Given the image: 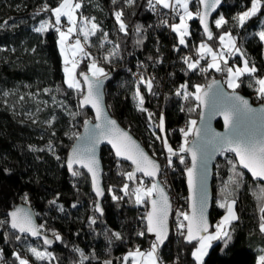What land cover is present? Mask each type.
I'll use <instances>...</instances> for the list:
<instances>
[{
	"label": "trees",
	"instance_id": "obj_1",
	"mask_svg": "<svg viewBox=\"0 0 264 264\" xmlns=\"http://www.w3.org/2000/svg\"><path fill=\"white\" fill-rule=\"evenodd\" d=\"M75 1L81 4L77 9L78 18H91L98 25L95 34L86 41V53L90 55H82L76 68L77 78L82 86L83 77L79 73H88L93 60L105 70L109 78L105 85L106 107L159 161V182L178 207L169 239L157 249L161 264H195L191 253L196 243L187 245L177 228L183 219L177 212L187 210L184 169L189 159L187 153H180L185 162L180 163L179 155L172 156L173 163L169 166L164 137L168 145L178 151L184 142L180 129L187 130L189 122L198 119V101L191 96L184 99L182 85H187L189 93L195 91V85L206 86L216 78L227 86L226 71L207 69L208 59H201L198 51L200 44L206 43L219 53L222 49L219 37L225 32L235 36L236 46L244 53V56L229 55L227 66L248 59L249 66L254 63L257 69L254 74L242 76L243 81L235 90L248 95L255 104L264 103L256 92V80L264 75V46L257 33L264 26V3L241 27L234 17L249 9L251 0H223L211 21L212 38L199 27V18L194 17L188 22L190 35L185 37L186 44L180 45L176 33L160 28L147 0H135L132 5L125 0H115V3L113 0ZM59 2L0 0V221L4 222L0 224V258L3 264H19L14 255L18 253L29 264H80L83 253L88 257L83 264H104L108 260L118 264L123 253L137 247L147 249L156 240L145 229L143 217L148 211V201L138 205L133 196L124 195L123 185L129 183L131 191L138 186V180H126L124 173L132 169L131 165L117 160L108 146L100 150L105 187L100 204L102 213L96 210L89 175L82 169H69L66 165L73 140L93 115L80 103L83 92L69 88L66 83L56 31L58 25L53 13L43 10L45 4L55 8ZM189 5L194 13L199 11L197 2L189 1ZM121 10L127 34L120 31L115 18V13ZM220 15L227 23L217 28L214 20ZM42 23L48 25L47 30L35 31ZM137 26L141 27L139 33ZM185 57L193 61L199 59L198 68L189 70ZM200 68L207 71L202 72ZM136 72L145 80L152 79L151 91L146 84L135 85ZM160 85H164L163 90ZM137 87L144 96L143 107L147 111L137 107L134 99ZM178 89L179 96L176 95ZM149 113L154 114L151 120ZM161 115L164 117L163 131L159 128ZM216 125L221 127L220 122ZM218 158L212 185V228L224 214L225 208L219 204L225 198L235 199L238 219L232 221L228 229L231 233L228 243L219 240L212 244L204 264H257L259 256L264 254V232L259 227L260 207L264 204L259 197L264 183L251 179L237 164L236 171L243 173L237 186L233 183L234 172L229 163H235L236 158L229 153H222ZM73 172L78 174L73 175ZM143 180L145 186L152 182L147 177ZM114 195L123 199L114 200ZM21 202L32 207L38 226L43 225L40 231L55 242L53 247L32 241L9 227L8 213ZM90 218L96 223L90 224ZM141 231H145L144 236L138 235ZM117 232L121 239L113 235ZM54 234L61 239L57 240ZM34 245L50 253V257L37 260L29 251Z\"/></svg>",
	"mask_w": 264,
	"mask_h": 264
},
{
	"label": "snow or ice",
	"instance_id": "obj_2",
	"mask_svg": "<svg viewBox=\"0 0 264 264\" xmlns=\"http://www.w3.org/2000/svg\"><path fill=\"white\" fill-rule=\"evenodd\" d=\"M115 3V0H113ZM125 3L132 5L135 3V0H125ZM148 6L153 10H157V5L162 6L165 9H182V14L179 15V23L170 25L172 31L178 35L179 44L185 45V37L190 35L188 21L192 20L194 17H198L200 23L204 27L205 33H207L209 39L212 38V33L209 30L207 17L209 12L217 7L221 3V0H200V4L203 5V11H197L193 13L189 10V0H147ZM262 3L264 0H251V8L248 10L239 13L234 19L238 22L239 26H243L247 20L252 18L260 11ZM81 4L74 2V0H60L58 6L55 8H49L47 4L44 5L43 10H49L53 13L55 17V24L59 25L61 23V18L66 17L70 27L66 31H61L60 28H56V31L59 33V44L60 51L64 55L66 73V83L69 88L77 89L83 92L80 80L77 79L76 68L78 67V62L75 59L78 53L83 55H90L86 53L81 40L77 38L74 44L66 45L69 37L74 31L79 30L83 33V38L85 41L88 40L90 35H94L95 31L98 28V25L95 22L85 20L83 26L78 25V20L75 15L76 9H79ZM123 10L117 11L115 13V18L119 23L120 31L127 34V26L125 25L123 19ZM91 24V27L88 28L87 25ZM163 23L167 24V20H164ZM227 21L221 16L215 21L217 28L222 27L226 24ZM48 28L47 24L42 23L40 27L36 28L37 32H44ZM137 33L141 31V27L137 26ZM107 34H105L106 36ZM259 39L264 41V30L258 33ZM220 43L222 45V51L219 53L214 51L206 43H201L199 46L200 58L203 59L205 55L211 56V63L208 64L207 69H215L217 72L226 71L228 76V87L233 89L232 94H227L222 97L224 102V110L222 112L224 117L225 128L229 130L228 135H223L220 133H215L211 136L205 134V137L199 142L193 141L191 146H189L188 136L191 133H195L199 138L201 135V130L196 128V121L191 120L189 122V127L187 130L180 129L184 137L183 144L180 145L178 151L174 150L167 143V138L164 137V144L169 153L168 164L172 165V156H177L180 153H190L191 154V167L186 169L188 177V186L190 189V200L192 201L190 205V211H178L177 216L182 217L183 219L177 225L180 234L184 236L185 240L188 243L196 242L197 246L191 255L194 257L196 264H204V257L208 253V249L212 246L214 241L223 240L225 244L231 239V233L228 230L232 221L238 219V216L235 212V199H227L219 204L221 208H226V214L221 219V221L215 226L214 232H209V223L206 216L207 202L206 198L203 196L200 199L199 205L196 202L195 190L197 187V164L200 162L204 163L209 150L213 151H231L234 152L238 160L235 163L231 161L232 170L234 176L232 178L233 183H236L239 186L240 177L243 173L237 172V164L242 166L243 169L248 170L254 178L264 181V115H259L258 113H264V106L260 109L253 108L250 105L248 99L240 96L235 92V89L240 87V84L237 82L240 77L245 76L246 74H254L257 72L255 64L251 66L248 59H243L242 67H229L228 60L226 55H236L244 56V53L239 47L236 46V41L233 38L231 32H225L219 37ZM139 43V41H138ZM118 47V45H117ZM71 50L72 59H69L68 51ZM115 53H110L113 55ZM107 58V57H106ZM184 62L187 64L189 70H196L199 66V59L193 61L191 57H185ZM223 63V66H222ZM71 65L70 67L68 65ZM205 68H200V71H207ZM90 74V75H89ZM83 77L84 83L87 85L86 94L83 95L82 100L80 101L81 105H91L92 108L96 111V119L101 121L97 123L91 135L88 137L86 145H76L72 149V155L67 161V166L69 169H72L74 164H80L85 167L89 173L92 175L93 185L98 196L103 195V191L99 187L98 175H99V160L96 156V145H98L101 140H108L112 144V147L115 149V154L117 157H122L128 161H131L134 165V170L124 173L127 181H137L138 186L131 189L129 183H125L121 189L124 192L125 196H133L136 204H144L147 201H150L151 210L147 212L146 216L143 219L146 221L145 229L147 233L155 234L156 240L152 244L150 250L143 252L137 247L134 251H129L124 257L123 261L125 264H128L131 260V264H161V261L157 255V249L159 245H162L168 236V216L171 210V204L169 197L165 191L162 182H159L155 179L160 173V165L150 157L141 146L135 141L131 135L122 129H120L115 120L108 118L104 108L102 107V95L101 87L102 80L101 77L107 78V73L102 67H99L95 60L92 61L88 66V73H79ZM139 83L146 84L147 89L151 91L153 87L152 79L145 80L141 76ZM213 83H216L213 81ZM258 87L256 88L257 96L259 99H264V78H258L256 80ZM212 85H208V90H205L203 85H195V91L189 93L186 91L187 85H182L181 88H184L183 92L184 99H188L190 96L194 97L196 101H199L201 104H206L208 102L207 98L209 96V90ZM48 91V89H45ZM176 95H181V91L178 89ZM134 99L137 101V107L141 111H147L143 107L144 105V96L141 94L139 87H137ZM194 109H189L193 111ZM153 113H149V120L152 119ZM247 122V129L241 130V125ZM86 125L88 121L85 122ZM159 128L161 131L164 130V117L161 115ZM86 131L88 129L86 128ZM83 139V138H81ZM157 139L161 137L157 136ZM180 163L185 162V157L179 155ZM206 167V165H205ZM136 173H142L141 178H137ZM78 173L73 172V175ZM143 177H151L152 182L150 186H144ZM202 183V181H201ZM111 191V189H109ZM262 202H264V189L261 190V195L259 197ZM26 199V197H25ZM113 199H123V197L113 196ZM54 203V201H53ZM96 210L102 213V209L97 204ZM261 212V223L260 231L264 232V204L260 207ZM10 227L12 229L18 230L19 233H31L32 236L40 235L37 226L32 220L30 213L24 211L22 208H17L10 213ZM3 221H0V224H3ZM96 220L90 218V224H95ZM40 228L43 225L39 226ZM57 240H60L61 237L58 234H54ZM117 239H121L120 234L113 233ZM139 236H144L145 231L138 233ZM16 239L19 240L20 236H16ZM45 244L52 243L51 240L45 237ZM32 254L36 257L37 260H44L50 257V253L44 251H39L36 248L30 249ZM79 251V249H77ZM16 259L19 261V264H29V261L25 258H22L18 253H14ZM81 262L88 259V257L83 256L81 253ZM104 264H112V261H105ZM257 264H264V254L260 255Z\"/></svg>",
	"mask_w": 264,
	"mask_h": 264
},
{
	"label": "water",
	"instance_id": "obj_3",
	"mask_svg": "<svg viewBox=\"0 0 264 264\" xmlns=\"http://www.w3.org/2000/svg\"><path fill=\"white\" fill-rule=\"evenodd\" d=\"M189 1L197 2L198 5H200L199 6V11L202 12L204 10L203 9V5L200 4V0H189ZM222 2H223V0H221V3L219 5H217V7L215 9H213V10H211L209 12V15L207 17V22H208V26H209V30L210 31H211V28H212L211 21H212L213 17L215 16V14L220 10V8L222 6ZM199 27H201L203 32L205 33L204 27L200 23V21H199ZM205 34L207 35V33H205ZM108 79L109 78L103 79V80L101 79L102 80V87L100 89L101 95H102V107L104 108L108 118H110L112 120H115L117 125H118V127L120 129L124 130V131H127L131 135V137L135 141H137V143L141 146V148H143V150L160 165L159 161H157L148 152V150L145 149V147L142 145L140 140H137L135 138V136L129 131V129L124 128L122 126V124H120L118 119H115L110 114L108 108L106 107V97H105V88H106L105 85H106V82L108 81ZM213 81H215L216 83H213ZM208 85H212L211 89L209 90V96L207 98L208 102L206 104H201L198 101V104H199V113H198V115L199 116H198V119L196 120L197 123H196L195 127L201 130V135L198 138L196 136V134L193 132L191 134L192 138L189 140V146H191L193 141L199 142L200 140H202L205 137V134H207L208 136H211V135H213L215 133H220V134H223V135H228L229 134V130L226 129L225 125H224V117H223V114H222V112L224 110V102H223L222 97L224 95H227V94H232L233 90L229 89L226 86L225 82H223V81H221L220 79H217V78L213 79L211 82H209L205 86V90H208V88H207ZM82 87H83L84 91H83V94H82L81 98H83V95L86 94V91H87V85L84 83L83 79H82ZM235 92L237 94H239L240 96H243L244 98L248 99L249 102H250V105L253 108L260 109L262 106H264V103L255 104L253 101H251V98L248 95L246 96V95H244L243 93H241L238 90H235ZM84 106L92 111L93 117H92V119H87V121H88L87 125L85 123L86 121L84 122V124H83V126H82V128L80 130V133L73 140V145L70 147V149L67 152L66 165H67L68 159L72 155L73 147L78 145V144L82 145V146L86 145L88 137L91 135V132H92L94 126L97 123H101V121H98L96 119V111H95V109L92 108L91 105H84ZM258 114L259 115H264V113H258ZM217 122H220L221 127L216 125ZM247 127H248L247 122H245V123H243L241 125V130H245V129H247ZM86 128L88 129V131H86ZM81 138H83V139H81ZM106 146H108L111 149V151L114 153L115 158L117 160H120L122 162L127 163L128 165H131L132 169L130 171H133L134 167H135L134 165H132L131 161H128V160H126V159H124L122 157H117L116 154H115V149L112 147V144L108 142V140H101V142L98 145H96V156H97V159L99 160L98 183H99L100 189L103 191V195L98 196L96 194V191H95V188H94V185H93V180H92L91 173H89L88 170L85 167L81 166L80 164H74L72 169L74 167H77L79 169H82L85 173H87V175H89L91 190H92L93 195L96 197L95 207L97 206V204L100 207V204H101V202H102V200L104 198V194H105V187L103 185V163H101V157H100L101 152H100V150H101L102 147H106ZM222 153L232 154L236 158V161L238 160V158L236 157L234 152H231V151L219 152V151L209 150L208 155H207L204 163L201 164L200 162H198V164H197V187H196V190H195L196 202H197V205H199L201 197L203 196L204 198H206V202H207L206 216H207L208 223H209V226H210L209 230H211L212 227H213V224H212V221H211V213H210V211H211L212 206H213L212 200H213L214 192L212 191V185H213L214 166H215L217 160L219 159L218 157ZM187 157L189 159V164L184 169L185 170L184 171V181H185V184H186V192H187V210H186V212L190 211V205L192 203V201L190 200L191 193H190V189H189V186H188V177H187V172H186V169L188 167H191V154L187 153ZM205 165H206V167H205ZM238 167H240L244 172H246L251 179H253L255 181H258V182H261V183H264V181H262L260 179H257V178H254L251 175V173L248 172V170L243 169L242 166L238 165ZM136 175H140L141 176L142 173H136ZM159 175H160V173L157 175V177H155V179L157 181H159V179H158ZM147 178H149L151 181L153 179L151 177H147ZM201 181H202V183H201ZM164 188H165V186H164ZM165 191H166V193H167V195L169 197V201H170V204H171V210L169 212L168 221H167L168 236H167V239L164 241V243L162 245L166 244V242L169 239V235L171 233V219H172V211H173V204H172L171 196L167 192L166 188H165ZM17 208H22L24 211H26V212L31 214L32 220H33L34 224L37 226L38 231L40 232V235L32 236L31 233H19L18 230H15V229H13V230L15 232L19 233L21 236L25 235V236L29 237L32 241H34V240L41 241L44 244V246H46L48 248L53 247L55 242L48 235H46L45 233L40 231L39 226H38V221L36 219V215H35V212L32 209V207L29 204L21 202L18 205L14 206L12 209H10V212L15 210V209H17ZM150 210H151V204H150V201H148V211H150ZM8 222H9V227H10V217H9V215H8ZM153 235L155 236V234H153ZM45 237H47V239L51 240L52 243L45 244L44 243ZM184 240H185V238H184ZM185 243L188 245V244H192V243H196V242L193 241L192 243H188L185 240ZM0 264H3L1 258H0Z\"/></svg>",
	"mask_w": 264,
	"mask_h": 264
},
{
	"label": "rangeland",
	"instance_id": "obj_4",
	"mask_svg": "<svg viewBox=\"0 0 264 264\" xmlns=\"http://www.w3.org/2000/svg\"><path fill=\"white\" fill-rule=\"evenodd\" d=\"M74 2H76L75 0H74ZM78 3H79V1H78ZM252 6V5H251ZM251 6H250V8H251ZM57 7V6H56ZM189 10L190 11H192L193 13H194V11L191 9V7H190V5H189ZM248 10V9H247ZM180 14H182V9H179L178 8V17H179V15ZM75 15H76V17H77V20H78V25L79 26H83V22L85 21V20H87V21H91V22H95V21H93L91 18L90 19H86V18H78V15H77V9H76V12H75ZM221 16H223V15H220L218 18H216L215 20H214V23H215V21L217 20V19H219ZM223 18H224V16H223ZM225 19V18H224ZM263 21H264V19H263ZM61 22H62V24H60V25H58V28H60V30L61 31H66L67 30V28L68 27H70L71 25L69 24V22H68V20H67V18L66 17H62V20H61ZM189 22V21H188ZM179 23V19L178 20H176L175 22H174V24H178ZM264 24V23H263ZM87 27L88 28H90L91 27V24L89 23L88 25H87ZM262 30H264V26L262 27V29L261 30H258L257 31V33H259L260 31H262ZM224 34V33H223ZM77 38H79L80 40H81V43L83 44V46H84V49H85V52H86V41L84 40V38H83V33L82 32H80L79 30H77V31H74L72 34H71V36L69 37V39H68V41L66 42V45H71V44H74L75 43V40L77 39ZM176 38L178 39V42H179V38H178V35L176 34ZM233 38L235 39V36H233ZM186 39V38H185ZM263 42V46H264V41H262ZM58 44H59V40H58ZM59 46H60V44H59ZM221 48H222V46H221ZM223 49H221L220 51H222ZM219 51V52H220ZM61 52V51H60ZM61 55H62V57H63V61H64V55L61 53ZM82 55L83 54H80V53H78L77 54V56L75 57V59L77 60V62L79 63L80 61H81V57H82ZM263 55H264V50H263ZM68 56H69V59L71 60L73 57H72V54H71V50H69L68 51ZM228 56L229 55H226V59L228 60ZM204 57H207V62H206V65L208 66V64L209 63H211V56L210 55H205ZM200 61V60H199ZM236 65L238 66L239 65V63H236ZM64 66H65V62H64ZM69 67L71 66L70 64L68 65ZM231 67H236L235 65H233V66H231ZM65 77H66V73H65ZM66 79H67V77H66ZM78 79V78H77ZM228 80V77H227V79H226V81ZM227 86H228V83H227ZM257 87H258V85H257ZM231 89V88H230ZM233 90V89H232ZM184 91H185V89H184ZM192 134V133H191ZM192 138V137H191ZM145 186V185H144ZM147 186H150V185H146V187ZM171 199H172V197H171ZM231 200V199H230ZM173 204V203H172ZM178 207H177V205L176 206H174V204H173V211H172V219L174 218L175 219V217H174V215H175V212L177 211L176 209H177ZM224 214L223 215H221L220 216V218L218 219V221L214 224V228H212L211 230H209V232H214L215 231V226L221 221V219L225 216V214H226V208H225V211L223 212ZM236 215H237V212H236ZM172 219H171V221H172ZM175 234V233H174ZM219 241V240H218ZM218 241H214L213 242V244L214 243H216V242H218ZM152 246V245H151ZM151 246L149 247V248H147V249H140L141 251H143V252H147L148 250H150V248H151ZM197 246V244H195L194 246H193V248H192V251H194V249H195V247ZM32 248H36L37 250H39V251H42L43 252V250L42 249H40L39 247H37V246H30L29 247V251H30V249H32ZM136 249V248H135ZM135 249H133L132 251H134ZM210 249V248H209ZM209 249H208V251H209ZM30 253L32 254V252L30 251ZM128 252H125V253H123L122 254V256H121V258H120V263H118V264H125V262L123 261V257L127 254ZM33 255V254H32ZM158 255V254H157ZM34 256V255H33ZM194 258V257H193ZM205 259V258H204ZM130 261V263L128 262V264H131V260H129ZM195 264H196V261H195Z\"/></svg>",
	"mask_w": 264,
	"mask_h": 264
},
{
	"label": "built area",
	"instance_id": "obj_5",
	"mask_svg": "<svg viewBox=\"0 0 264 264\" xmlns=\"http://www.w3.org/2000/svg\"><path fill=\"white\" fill-rule=\"evenodd\" d=\"M150 12L155 18H158L160 28H166V29L168 28L169 31L172 30L170 25L174 24V22L177 20L178 8H176V9H165L162 6L157 5V10L153 11L150 8ZM164 20H167V24L163 23ZM134 77H135V85H137L140 81L141 74L136 72V75ZM242 81H243V78L240 77V79L237 82L240 83ZM163 86L164 85H162L161 88ZM163 89H164V87L162 88V90ZM161 92H163V91H161Z\"/></svg>",
	"mask_w": 264,
	"mask_h": 264
},
{
	"label": "crops",
	"instance_id": "obj_6",
	"mask_svg": "<svg viewBox=\"0 0 264 264\" xmlns=\"http://www.w3.org/2000/svg\"><path fill=\"white\" fill-rule=\"evenodd\" d=\"M235 66H237V65L235 64ZM238 66L242 67L243 66L242 62ZM261 78H264V75Z\"/></svg>",
	"mask_w": 264,
	"mask_h": 264
}]
</instances>
